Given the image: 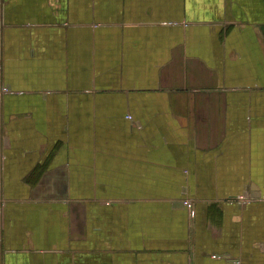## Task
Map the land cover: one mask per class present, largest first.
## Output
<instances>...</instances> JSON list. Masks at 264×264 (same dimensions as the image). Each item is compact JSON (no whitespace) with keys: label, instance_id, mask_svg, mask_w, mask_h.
<instances>
[{"label":"crops","instance_id":"crops-1","mask_svg":"<svg viewBox=\"0 0 264 264\" xmlns=\"http://www.w3.org/2000/svg\"><path fill=\"white\" fill-rule=\"evenodd\" d=\"M0 264H264V0H0Z\"/></svg>","mask_w":264,"mask_h":264},{"label":"built area","instance_id":"built-area-1","mask_svg":"<svg viewBox=\"0 0 264 264\" xmlns=\"http://www.w3.org/2000/svg\"><path fill=\"white\" fill-rule=\"evenodd\" d=\"M184 205H186L187 207H191V202L188 200H185Z\"/></svg>","mask_w":264,"mask_h":264}]
</instances>
